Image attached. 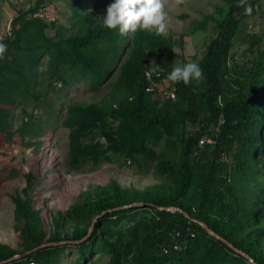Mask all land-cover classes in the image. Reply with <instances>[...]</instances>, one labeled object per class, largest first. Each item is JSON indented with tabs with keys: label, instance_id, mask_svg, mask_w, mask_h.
I'll list each match as a JSON object with an SVG mask.
<instances>
[{
	"label": "trees",
	"instance_id": "trees-1",
	"mask_svg": "<svg viewBox=\"0 0 264 264\" xmlns=\"http://www.w3.org/2000/svg\"><path fill=\"white\" fill-rule=\"evenodd\" d=\"M46 1L26 10L11 4V33L0 42L7 45L0 59V104L21 108L23 120L15 132L7 131L13 109L0 108V134L7 140L16 134L25 149L38 153L45 129L26 105L36 109L38 99H51L49 91H36V76L54 80L48 81L53 91L61 83L63 94L72 80H84L94 91L115 77L123 55L101 101L70 103L60 117L68 131L65 172H92L115 156L122 164L152 165L164 181L144 189L115 180L89 186L67 210L49 214L46 231L33 200L40 179L29 170L20 192L7 194L18 243L17 249L0 243V262L42 244L65 243L7 264H101L96 256L107 257V264H264V28H242L249 18H264L261 0H228L192 23L194 33L213 22L215 35L193 60L204 79L189 85L167 79L183 34L121 36L105 28L103 17L115 0H72V19L49 24L37 16ZM150 58L160 67L151 81L145 76ZM163 81L168 85L160 90ZM52 108L46 104L53 116ZM135 203L146 208L118 209ZM71 252L75 259H68Z\"/></svg>",
	"mask_w": 264,
	"mask_h": 264
},
{
	"label": "rangeland",
	"instance_id": "rangeland-1",
	"mask_svg": "<svg viewBox=\"0 0 264 264\" xmlns=\"http://www.w3.org/2000/svg\"><path fill=\"white\" fill-rule=\"evenodd\" d=\"M36 0H2L0 1V42L9 35L11 27L10 22L14 18V11L11 4L16 9L26 10L35 4ZM84 4L91 5L93 0H84ZM228 0H184L183 3H178L177 0H163L165 11L168 14V30L164 37L172 36L178 38L180 34L185 37L183 39L182 50L175 49L178 58L174 60L173 65L183 66L185 63H192L193 60H199L205 50V45L209 39L215 35L214 23L209 22L204 31H196L192 33L190 27L194 21H201L204 15L212 14L215 11V6L224 5ZM262 8L264 9V0H261ZM72 0H47L44 7L39 11L37 16L44 19L47 23H67L68 19H72L71 9ZM83 8V4L80 6ZM185 16V17H182ZM242 28L246 31L256 33L261 28H264V18L261 19L260 14L253 18L247 19ZM126 55V53H125ZM125 56L120 55L117 59L116 67L113 72V78H110L105 83L98 86L94 91L90 90L88 84L84 80L70 81L67 91L63 94L57 89L61 87V83L54 85L53 91L48 86L49 77L43 75L36 76L38 84L37 92L49 91L48 101L38 99L39 107L32 108V103L26 105V109H31L36 124L44 127L41 134L42 147L36 154L32 153L31 149H25L20 142V138L15 134L11 140H7L3 134H0V243L8 244L13 249H17L18 234L13 229V204L7 194L19 193L24 186L22 175L34 170L40 179V184L34 193L35 206L41 209L42 220L44 221L45 230L50 229L49 214L52 211L64 212L77 201L79 195L87 190L89 186L105 185L111 180L124 188L134 187L144 189L148 186L164 181L163 177L158 176L152 165H146L144 162L141 166L137 164H122L120 158L110 156L112 162L103 163L96 167L92 172L70 174L65 172V158L68 148V131L60 125V117L70 103H92L101 101L110 87L115 81L118 72V61H122ZM43 61L47 62L45 58ZM151 66V71L157 73L160 67L156 65L153 58L148 59ZM121 63V62H120ZM42 71H46L47 64L41 65ZM54 81V80H51ZM167 82L163 81L158 87L163 90L167 87ZM2 96V95H0ZM36 101V103H39ZM30 102V101H28ZM27 102V103H28ZM53 104V116L49 114L50 109L46 110V104ZM24 105V104H23ZM21 105V107H23ZM13 109V106L0 104V108ZM21 108L10 111V124L12 125L7 131L13 133L19 127L23 120ZM58 120L56 121V118ZM14 170L15 173H10L7 170ZM68 259H75L77 254L74 252L68 253ZM101 264H107L108 258L102 256L95 257Z\"/></svg>",
	"mask_w": 264,
	"mask_h": 264
},
{
	"label": "clouds",
	"instance_id": "clouds-1",
	"mask_svg": "<svg viewBox=\"0 0 264 264\" xmlns=\"http://www.w3.org/2000/svg\"><path fill=\"white\" fill-rule=\"evenodd\" d=\"M177 2L183 3L184 0ZM245 2L246 0H241V4ZM246 11L250 12V7ZM168 22L169 17L163 0H115L107 7L106 15L103 17V26L109 30L118 29L121 36L137 31L155 33L157 36L164 35L168 30ZM6 50L7 45L0 43V59L4 58ZM167 79L173 84L183 82L189 85L192 81H202L204 74L200 66L192 62L183 66L174 65Z\"/></svg>",
	"mask_w": 264,
	"mask_h": 264
},
{
	"label": "water",
	"instance_id": "water-1",
	"mask_svg": "<svg viewBox=\"0 0 264 264\" xmlns=\"http://www.w3.org/2000/svg\"><path fill=\"white\" fill-rule=\"evenodd\" d=\"M126 208H146V204L145 203H135V204H132V205H129L128 207H122V208H118V209H126ZM118 209H114V210H118ZM160 210H166V211H178L177 209H175V208H160ZM102 215V214H101ZM100 215V216H101ZM186 215V214H185ZM99 216V217H100ZM99 217H97L96 219H98ZM96 219L94 220V222L96 221ZM93 222V223H94ZM197 222V221H196ZM199 225H201V227L203 228V229H205L206 231H207V233H209L211 236H213V237H215V238H217V239H219V240H221L222 242H224V243H227L224 239H222L221 237H219L218 235H216L214 232H212L205 224H203V223H201V222H197ZM92 226H93V224H92ZM91 229H92V227L90 228V230H89V233L91 232ZM71 243H74V242H71ZM58 244H65V243H46V244H42V245H40L39 247H37V248H35V249H33V250H31V251H28V252H25V253H22V254H19V255H15V256H13V257H11L10 259H8V260H6V261H2V262H0V264H7V263H9V262H11V261H14V260H21V259H24V258H26L27 256H29L30 254H32L33 252H35V251H37V250H39V249H41V248H45V247H48V246H53V245H58ZM229 245V247L230 248H232L234 251H236V249L232 246V245H230V244H228ZM242 255H244L245 257H247L248 258V256L247 255H245V254H243L242 253ZM250 259V258H249ZM254 264V263H253Z\"/></svg>",
	"mask_w": 264,
	"mask_h": 264
},
{
	"label": "built area",
	"instance_id": "built-area-1",
	"mask_svg": "<svg viewBox=\"0 0 264 264\" xmlns=\"http://www.w3.org/2000/svg\"><path fill=\"white\" fill-rule=\"evenodd\" d=\"M145 76H146V78H147L148 80L151 81L152 78H153L154 76L159 77V74H155L153 71H148V72H146ZM147 90H151V88H149V89H147ZM171 96L174 97L173 94H171ZM204 141H205L204 138L201 139V140L199 141V146H202V145L204 144ZM128 163H129V162H128ZM29 264H35V263L30 262Z\"/></svg>",
	"mask_w": 264,
	"mask_h": 264
}]
</instances>
